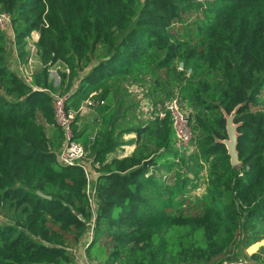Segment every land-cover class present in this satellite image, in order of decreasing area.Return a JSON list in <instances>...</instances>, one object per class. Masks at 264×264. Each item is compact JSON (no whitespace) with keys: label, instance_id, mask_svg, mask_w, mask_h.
Instances as JSON below:
<instances>
[{"label":"trees","instance_id":"trees-1","mask_svg":"<svg viewBox=\"0 0 264 264\" xmlns=\"http://www.w3.org/2000/svg\"><path fill=\"white\" fill-rule=\"evenodd\" d=\"M0 9L20 60L38 33L41 63L25 83L0 29V264H76V249L99 264H261L247 249L264 238V0H0ZM57 61L69 68L56 87L67 107L92 111L89 122L75 113L72 139L94 172L93 211L83 170L57 161L63 133L43 91L55 90L46 65ZM174 96L194 133L183 151L170 115H156ZM233 111L236 167L221 142ZM128 133L134 150L110 156Z\"/></svg>","mask_w":264,"mask_h":264},{"label":"built area","instance_id":"built-area-1","mask_svg":"<svg viewBox=\"0 0 264 264\" xmlns=\"http://www.w3.org/2000/svg\"><path fill=\"white\" fill-rule=\"evenodd\" d=\"M0 29L4 31L6 36L9 38L11 44L16 70L20 78L27 84L31 83L32 75L37 66L41 63L38 60L37 55V32H31L27 40L28 42V54L25 59L22 61L19 58L17 46L15 43V33L11 23V17L8 13L3 12L0 9ZM26 37V38H27ZM57 63L63 65V69H52L53 66ZM47 72L49 75V80L53 82L55 90L51 91L49 89H43V91L49 92L52 97V107H53V118L54 124L62 131L63 133V143L61 148L57 153L58 163L66 166H79L87 179V184L85 187V193L89 200V204L94 210V190L92 189V180L94 179V172L90 166V159L86 156V151L79 143L75 142L72 137V123L75 116V113L82 112L83 108L86 106H81L78 110L73 111L67 107L68 93H63L60 91L59 86L60 81V72H68L69 68L62 62H55L51 65L47 64ZM91 103V102H87ZM156 115L159 118L165 117L168 113L171 117V126L174 132V146L178 151L186 150L194 138V133L191 129L189 123V117L187 110L181 108L180 101L177 96L171 97L161 104L156 106ZM92 139V137H91ZM87 243L85 244V246ZM75 253L76 264H99L98 262L89 261L84 253V251L79 252L78 249L73 250Z\"/></svg>","mask_w":264,"mask_h":264},{"label":"rangeland","instance_id":"rangeland-1","mask_svg":"<svg viewBox=\"0 0 264 264\" xmlns=\"http://www.w3.org/2000/svg\"><path fill=\"white\" fill-rule=\"evenodd\" d=\"M29 39H30L29 37H27V38L25 39V41H26V47H25V51H26V53H25V55L28 54V52H29V50H28V42H27V40H29ZM5 46H6L7 50H8V52H9L8 54L10 55V60H9L10 68H11L12 70L17 71V70H16V64H15L16 61H15V59H14L13 50H12L11 44H10V42H9V38H8V36H5ZM52 69H56V70H58V69H63V65L60 64V63H57V64H55V65L53 66ZM149 86H150V83H149V82H147L146 84H144V87H143V85H140V86H139V85H137V84L127 85V87H128V91H129V92H131V91H135V88L143 89L144 91H147V89H148ZM141 93H142V92H141ZM131 97H132V96H131ZM131 97L128 96V98H131ZM135 97L137 98V96H135ZM145 97H147V96H145ZM137 99H138V98H137ZM165 100H167V99H165ZM140 109H141V108H140ZM141 111H142V109H141ZM142 112H143V111H142ZM90 113H92L90 107L85 106V107L83 108V111H82L81 116H80L79 119L85 120L86 117H87L86 119H88V116H89ZM144 113H145V112H144ZM144 113H141L142 118L144 117V115H147L146 113H145V114H144ZM144 118H146V116H145ZM39 121H40V123H42V124L45 126L46 129H48L47 126L43 123V121H42L41 119H39ZM87 122H89V120H87ZM87 126L89 127V129H91V131L89 132L90 135H93V134L95 133L96 129H92V127H91L89 124H87ZM47 132H50V130H47ZM125 138L127 139V137H124V136H123V140H124ZM119 154H120V153H119ZM91 185H92V183H91ZM5 221H6L5 216H2V215L0 214V222H5ZM262 247H264V238H263L262 240H260L259 242H257V243H255V244H252L251 246H249L248 249H247V252H248V254L251 252V254L254 253L256 256L261 257V264H264V253H263L262 250H261Z\"/></svg>","mask_w":264,"mask_h":264},{"label":"water","instance_id":"water-1","mask_svg":"<svg viewBox=\"0 0 264 264\" xmlns=\"http://www.w3.org/2000/svg\"><path fill=\"white\" fill-rule=\"evenodd\" d=\"M180 67H182V63H180ZM234 117V111L230 113L229 115L224 114L225 118V131H226V138L221 140V142L224 144L227 154L229 156V162L232 167H236L239 165L238 160V152L236 149L237 144V124L233 122ZM37 194L41 197L49 199L48 196L43 195L41 192H37Z\"/></svg>","mask_w":264,"mask_h":264},{"label":"crops","instance_id":"crops-1","mask_svg":"<svg viewBox=\"0 0 264 264\" xmlns=\"http://www.w3.org/2000/svg\"><path fill=\"white\" fill-rule=\"evenodd\" d=\"M38 36V33H37ZM87 118V117H86ZM85 120H92V113L89 114L88 119ZM124 137H127V139L125 138V144H123L119 149H117L114 153L110 154V156H117V157H123L126 156L128 154H130L135 146H136V136L134 133H128V134H124ZM120 153V154H119ZM251 254V252L249 253Z\"/></svg>","mask_w":264,"mask_h":264}]
</instances>
